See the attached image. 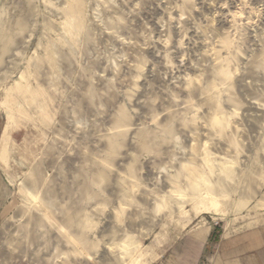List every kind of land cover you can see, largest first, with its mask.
<instances>
[{
	"label": "rangeland",
	"instance_id": "rangeland-1",
	"mask_svg": "<svg viewBox=\"0 0 264 264\" xmlns=\"http://www.w3.org/2000/svg\"><path fill=\"white\" fill-rule=\"evenodd\" d=\"M264 222V0H0V264H158Z\"/></svg>",
	"mask_w": 264,
	"mask_h": 264
},
{
	"label": "crops",
	"instance_id": "crops-1",
	"mask_svg": "<svg viewBox=\"0 0 264 264\" xmlns=\"http://www.w3.org/2000/svg\"><path fill=\"white\" fill-rule=\"evenodd\" d=\"M199 222L174 241L158 264H264V222L249 226Z\"/></svg>",
	"mask_w": 264,
	"mask_h": 264
}]
</instances>
